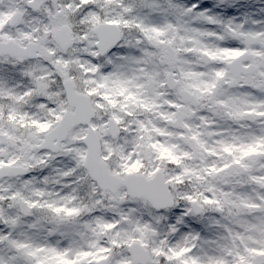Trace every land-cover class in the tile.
Masks as SVG:
<instances>
[{"label":"snow or ice","instance_id":"1","mask_svg":"<svg viewBox=\"0 0 264 264\" xmlns=\"http://www.w3.org/2000/svg\"><path fill=\"white\" fill-rule=\"evenodd\" d=\"M0 264H264V0H0Z\"/></svg>","mask_w":264,"mask_h":264}]
</instances>
